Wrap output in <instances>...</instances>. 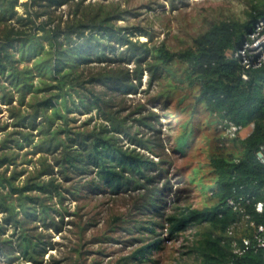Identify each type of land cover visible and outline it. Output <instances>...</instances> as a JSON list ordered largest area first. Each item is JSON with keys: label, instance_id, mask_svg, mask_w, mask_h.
I'll return each instance as SVG.
<instances>
[{"label": "trees", "instance_id": "trees-1", "mask_svg": "<svg viewBox=\"0 0 264 264\" xmlns=\"http://www.w3.org/2000/svg\"><path fill=\"white\" fill-rule=\"evenodd\" d=\"M85 1L28 0L19 15L18 0H0V104L10 120L0 125V259L44 264L55 245L46 231L75 215L63 206L65 194L77 200L131 191L154 216L120 264H155L163 241L181 237L178 264H264L263 250L234 255L232 241L240 245L250 230L228 235L239 219L227 207L228 199L253 198L247 212L261 221L252 204L264 202V166L256 159L264 145V64L245 70L228 55L264 17V0H241L243 18L212 22L175 51L131 40L140 29L117 25L127 11L116 4ZM61 8L65 20L55 14ZM144 73L147 90L160 86L152 103L169 107L176 134L167 149L182 159L198 150L193 167L171 172L165 147L131 132L120 115L117 98L137 94ZM71 94L78 100L72 108ZM74 111H95L103 122L71 128ZM147 119L134 121L159 132ZM229 124L241 127L235 137L226 134ZM168 177L184 179V190H172ZM181 194L198 196L199 205Z\"/></svg>", "mask_w": 264, "mask_h": 264}, {"label": "rangeland", "instance_id": "rangeland-1", "mask_svg": "<svg viewBox=\"0 0 264 264\" xmlns=\"http://www.w3.org/2000/svg\"><path fill=\"white\" fill-rule=\"evenodd\" d=\"M27 1L18 0L19 6L15 10L19 15H23L25 11L21 4ZM84 3L116 4L127 11L123 20L118 21L117 25L140 29L139 32L134 30L133 35L130 36L131 40L147 42L148 46L163 42L173 51L190 45L192 38L205 31L212 22L232 16L243 18L245 9L241 0H86ZM66 13L67 8L55 12L57 16L62 15L63 20L66 19ZM143 34H148V37ZM128 67L134 66L131 64ZM147 79L148 76L144 73L142 86L137 94L117 98L120 115L127 117V125L130 126L131 132L139 130L141 134L138 136H143L150 144H162L165 147L164 151L172 161L171 172L186 164L193 167L201 159L198 150L189 152L182 159L167 149L176 131L171 126L172 122H168V117H165L169 107L152 103L153 96L160 90V86L155 85L147 90ZM100 89V86H96V90ZM66 98L67 105L71 108L72 101L78 104L76 95L71 94V99ZM155 115L158 116L157 124ZM67 116L75 120L68 124L71 128L80 127L84 123H88L86 127L91 128L94 124L103 122L95 111L87 114L83 111L81 113L74 111ZM138 118H148L147 122L155 124L159 132L139 127L134 121ZM6 122H10L9 113L5 106L0 104V125ZM246 132H242L240 137H245ZM183 180L168 177L172 190L179 187L184 190ZM69 184L71 182L64 186ZM196 185H201L199 179ZM80 194L83 195V191L80 190ZM90 194L86 199L77 200L71 199L70 195H64V208L69 214L75 215H65L63 225L59 224L61 229L57 232L46 231L55 245L54 249L44 256V264H120L121 258L139 246L138 238L144 232L140 226H147L148 218H153L154 214H144L146 210L138 194L131 191L114 196L106 193ZM203 194L197 193L201 199ZM181 197L194 206L199 205L198 196L185 197L181 194ZM57 220L58 218H55V221ZM156 232L162 236L165 230L157 229ZM108 236H112L115 241L107 242L105 238ZM182 242V237L177 241H163L162 250L152 255L155 264H178L180 260L177 251ZM0 264L7 263L0 259ZM10 264H21V262L13 261Z\"/></svg>", "mask_w": 264, "mask_h": 264}, {"label": "built area", "instance_id": "built-area-1", "mask_svg": "<svg viewBox=\"0 0 264 264\" xmlns=\"http://www.w3.org/2000/svg\"><path fill=\"white\" fill-rule=\"evenodd\" d=\"M228 58L238 62L245 70L259 68L264 64V17L254 23L247 38L242 44L234 51L230 52ZM242 78L246 80V76L242 75ZM252 125L250 129L252 130ZM241 131V127L229 124L226 134L229 137H235V135ZM257 161L264 166V145L260 147L256 153ZM253 198L239 197L237 200L228 199L227 207L232 212L238 215L239 221L233 224L234 226L229 229L228 235H233V229H240L241 226L247 230H250V237H244L241 239L240 245L236 241H232L233 253L236 256H241L246 251L256 253L259 250L264 251V202L257 201L252 204V210L257 218L253 217L247 212V207L251 205Z\"/></svg>", "mask_w": 264, "mask_h": 264}, {"label": "crops", "instance_id": "crops-1", "mask_svg": "<svg viewBox=\"0 0 264 264\" xmlns=\"http://www.w3.org/2000/svg\"><path fill=\"white\" fill-rule=\"evenodd\" d=\"M248 135V134H247Z\"/></svg>", "mask_w": 264, "mask_h": 264}]
</instances>
